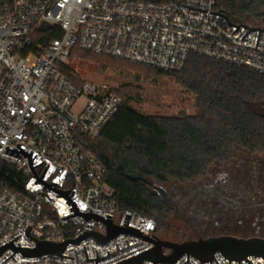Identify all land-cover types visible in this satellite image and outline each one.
Returning <instances> with one entry per match:
<instances>
[{"label":"built area","instance_id":"built-area-1","mask_svg":"<svg viewBox=\"0 0 264 264\" xmlns=\"http://www.w3.org/2000/svg\"><path fill=\"white\" fill-rule=\"evenodd\" d=\"M210 11H219L217 0H0V163L14 166L24 177V182H17L21 190L6 188L0 193V247L21 235L15 246L34 249L37 241L27 236L28 225L30 235L53 243L76 239L87 229L107 234V224L97 219L79 214L62 219L75 213L72 203L35 182L24 154L18 158L4 153L7 146L19 149L18 143L33 151L32 158L36 155L33 166L49 163L43 180L60 183L61 190L75 189L71 198L80 210L111 215L116 225H123L128 214V227L156 235L155 219L119 207L116 190L104 180L106 167L81 144L82 137L101 134L122 107L123 97L104 86L74 80L65 66L73 49L79 48L167 72H182L196 54L264 74V30L247 33L250 28L240 25L264 29V24L236 21L220 10L240 25L234 32L237 26ZM44 22L47 29L41 28ZM126 240L138 244L98 264H115L154 246L129 233H119L106 245L88 236L69 242L63 251L67 256L78 254L80 260L54 253L28 257L9 247L0 254V264H97L96 259L87 261L84 247L88 258H97L96 250L102 258L107 251H118L116 243L120 250L127 247ZM187 257L181 255L174 264H184ZM214 257L218 262L212 258V264H229L220 251ZM247 259L264 264L263 256ZM189 262L201 264L191 254ZM241 264L248 262L241 259Z\"/></svg>","mask_w":264,"mask_h":264},{"label":"trees","instance_id":"trees-1","mask_svg":"<svg viewBox=\"0 0 264 264\" xmlns=\"http://www.w3.org/2000/svg\"><path fill=\"white\" fill-rule=\"evenodd\" d=\"M217 8L242 21L263 16L264 0H217ZM76 52L96 55L75 48L71 56ZM146 68L177 76L195 96V114L144 115L127 106L123 97L122 107L101 134L95 139L82 137L81 144L106 167L104 180L116 190L119 207L161 224L169 205L145 181L132 180L129 174L163 185L187 183L198 179L216 160L241 151H264V114L253 107L254 101L264 99V74L196 54L182 72ZM17 182H24L23 175L1 162L0 193L6 188L21 190Z\"/></svg>","mask_w":264,"mask_h":264},{"label":"rangeland","instance_id":"rangeland-1","mask_svg":"<svg viewBox=\"0 0 264 264\" xmlns=\"http://www.w3.org/2000/svg\"><path fill=\"white\" fill-rule=\"evenodd\" d=\"M264 12V11H262ZM253 20L264 24V15L261 17H247L242 21ZM127 61L117 60L104 55H94L87 52H76L67 61L65 70L76 81L86 80L106 89L114 90L127 99V106L144 115L152 116H187L195 114V96L186 91L180 80L175 75L159 73L156 70L140 66ZM253 107L259 113L264 114V99L253 102ZM246 154L250 159H257L264 163V151L253 153L241 151L237 155H231L211 163L206 171H212L219 162L224 166L232 161H241ZM203 175V174H202ZM200 176L202 179L203 176ZM165 190L171 188L174 182L163 185ZM189 183V182H187ZM186 184V183H182ZM170 207V206H169ZM240 213L233 214V221L238 222ZM255 214L251 215V221ZM217 219V215L214 217ZM236 232V235H249V230ZM156 235L162 239L182 242L195 239L189 224L178 218L172 208L169 209L167 218L160 224L157 223ZM251 235V234H250Z\"/></svg>","mask_w":264,"mask_h":264},{"label":"water","instance_id":"water-1","mask_svg":"<svg viewBox=\"0 0 264 264\" xmlns=\"http://www.w3.org/2000/svg\"><path fill=\"white\" fill-rule=\"evenodd\" d=\"M194 8H196V7H194ZM197 9H200V8H197ZM201 10H204V9H201ZM204 11H208V10H204ZM219 11L218 12L210 11V12L217 13V14L227 18V16L220 13ZM227 20L229 21V25L237 26L236 29L234 30V32L238 29V27L240 25L250 28L247 31V33L250 30H260V32L264 30V29H261L260 27L251 28V27H249L247 25H243V24H240V25L232 24L228 18H227ZM48 27H49V24L46 22L42 23V25H41L42 29H47ZM260 32H259V37H260ZM244 36L242 37V39L248 41V39L244 38ZM259 37H258V41H259ZM258 41H257V45H258ZM17 146L19 147V149L7 146L6 151L4 153H7L9 155H12V156H15L18 158H20L24 154L26 157H28L29 165H31V168H32V175L35 176V178H36L35 182L41 183L44 186V189H43L44 191L47 192L48 189L52 190L58 196H64L67 199L68 203H72L73 208H71V210L72 211L74 210L75 213L62 218L63 220L66 218L72 217L74 215H77V214H79L80 216L84 217L87 220L92 219V218L97 219V220L102 221V222L107 224V234L103 235L98 231L87 229L85 232H83L81 235H79L76 239H67L63 242L53 243V242L46 241V240H38L37 238L30 235L29 231L31 229V226L28 225L27 230H26V234H27V236L32 237L37 241V245L35 246V248L31 249L28 247L15 246L14 240L21 237V235H19L18 237L14 238L11 241L7 242L6 244L2 245L0 247V254L2 252H4L7 248L11 247L15 252L20 251L24 256H28V257L39 256V255H42L45 253H51V254L54 253V254H57L60 256L80 260V258H78V254H77V257L63 255V251L69 242L79 243L80 241H82L86 237L91 236L92 238H94V240L97 243L106 245L111 238L115 237L119 233H129L132 235H137V237L139 236V238H142L143 240L153 242L154 246L150 247L144 251H141L135 255H132L126 259H123V260H121L115 264H142L143 261H145V260H150V261L154 262V264H155V262H163V264H165V262H172L174 264V261L185 253L188 254V257H187V261L184 264H186L187 262L189 264H191L189 262V254L193 255L197 259H200L201 264L203 262H206L209 260H210V264H212V258L215 259L214 253L217 251H220L226 258L229 259V264H231V260H233V259L239 260V264H241V259L246 260L248 262V264H254V263H252V261L247 259L248 255L263 256L264 257V238L263 237H259V236L239 237V236H235V235H217V236H209V237H199L197 239H189V240H184L182 242H175V241L162 239L157 235L153 236L151 234L141 232L140 229H137V228L132 227V226L128 227L127 225H128L129 219H130V215H128V214H126L123 225H116L112 222V219H111L112 216L111 215L107 214V217H104V216H101V215L96 214V213H91L92 210H90V213L83 211V210H80L78 208L76 202L74 201V199L71 198L75 189L72 187L71 189L61 190V189H59L60 183L50 184L49 182L43 180L42 177H43L45 171L47 170L49 163L45 166L46 161L43 160L40 163L33 166L32 160L36 156L35 155L32 158V152L33 151H30V153H29V151L27 149L20 147L19 143L17 144ZM129 177L132 180L142 179L152 188V190H154L162 198V200L167 202V197H166L167 191L165 190V188L163 186L155 183L150 178H147L144 176L138 177L134 173L129 174ZM126 241H127V245H128L127 247L120 250L118 243H116L118 251L113 252L111 254L109 251H107L108 255H106L102 258H100L98 250H96L97 251V258H88L86 247H84L87 261L96 259V263L98 264V261H100L106 257H109L115 253H118L124 249H127V248H129L135 244H138V243H135L133 245H129L128 240H126ZM166 249L170 250L169 254L165 253ZM76 253H77V250H76ZM13 254L10 257H13ZM8 259H6L3 263H5Z\"/></svg>","mask_w":264,"mask_h":264},{"label":"flooded vegetation","instance_id":"flooded-vegetation-1","mask_svg":"<svg viewBox=\"0 0 264 264\" xmlns=\"http://www.w3.org/2000/svg\"><path fill=\"white\" fill-rule=\"evenodd\" d=\"M262 110L264 113V107ZM217 164L212 171H205L202 179L172 184L166 190V203L189 224L195 239L238 236L235 233L242 230L250 233L239 237L264 238V163L244 154L239 162L234 160L222 167ZM236 213L240 216L235 223L232 217Z\"/></svg>","mask_w":264,"mask_h":264}]
</instances>
